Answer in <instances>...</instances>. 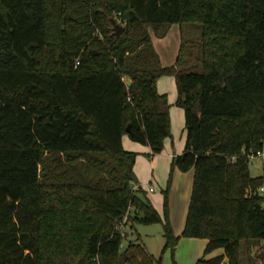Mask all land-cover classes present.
<instances>
[{"label": "trees", "instance_id": "trees-1", "mask_svg": "<svg viewBox=\"0 0 264 264\" xmlns=\"http://www.w3.org/2000/svg\"><path fill=\"white\" fill-rule=\"evenodd\" d=\"M174 23L181 52L164 66L151 29ZM186 23L202 27L200 71L182 65ZM164 75L187 133L170 182L194 170L182 236L207 238L205 254L225 249L205 264H240L243 242L264 241V176L248 162L264 150V0H0V264H162L116 232L129 208L131 229L160 223L163 252L175 251L169 185L161 214L135 189L137 153L123 146L128 135L163 150Z\"/></svg>", "mask_w": 264, "mask_h": 264}, {"label": "crops", "instance_id": "crops-1", "mask_svg": "<svg viewBox=\"0 0 264 264\" xmlns=\"http://www.w3.org/2000/svg\"><path fill=\"white\" fill-rule=\"evenodd\" d=\"M152 40L161 58L162 64L164 66L174 65L181 52V25L178 23L170 25L166 34L163 36H159L153 32ZM157 88L161 94H166L168 96L170 104L172 134L170 137H167L165 139L163 150L160 153L152 154V149L149 145L135 142L131 140L128 135H125L123 137V146L126 150L135 151L137 153L134 167L135 173L138 178L137 184H139L146 191L147 197L152 201L153 205L159 211L158 205H160L161 203L164 204V195L159 197L152 195L155 192L150 191V187H153V181H157L159 183L162 181V177H164L167 172L171 170L173 158L185 151L187 133L185 126V110L177 104L179 91L176 77L174 75L161 76L157 81ZM193 182V169L187 172L180 171L179 169L174 170V182L172 184V189L176 188L177 192L179 193L177 198H179V201H181V204L179 206L181 207V209L183 208V220L175 222L173 216V206L172 203H169V208L171 207L170 220L175 234L182 237L180 240H183V238H185L182 236V233L185 229L187 221V215L193 190ZM174 191L175 190H171V197ZM177 206H174V208ZM189 238V240H193L189 241L191 242L189 244L195 245L199 248V251L195 253L196 257H200L199 259L209 260L225 254L224 248H218L208 254H205V250L209 240L207 238ZM177 246L175 247V250L177 249ZM262 246H264L263 240L260 242L257 248ZM254 248L255 247L252 246V250H254ZM227 260L228 259L225 257L224 262H227Z\"/></svg>", "mask_w": 264, "mask_h": 264}, {"label": "rangeland", "instance_id": "rangeland-1", "mask_svg": "<svg viewBox=\"0 0 264 264\" xmlns=\"http://www.w3.org/2000/svg\"><path fill=\"white\" fill-rule=\"evenodd\" d=\"M184 37H185V46L182 52V65L185 66L188 61L194 62L197 66L198 64V55H199V44L201 39V24L199 23H186L184 25ZM153 33V29H151ZM187 68V67H186ZM190 70V69H189ZM194 71H200V66L195 67ZM180 134V131H179ZM249 165L251 169V174L253 176H264V161L260 157L249 158ZM171 170L167 172V174L162 177V183L153 181L154 194L157 197L164 195V190L169 185V203H172L173 206V216L175 222H179L183 220L182 210L179 206L181 201H179L178 192L175 189H172V184L174 182V172L172 175V180L170 182ZM171 190H175L173 192L172 197L170 196ZM178 204V206H177ZM264 204V198H263ZM159 206V211L164 213V205L161 203ZM174 206H177L174 208ZM171 208V207H170ZM169 208V209H170ZM128 239H137L139 236L141 237V241L144 242L148 251L156 257H159L161 254L163 255L162 264H204L201 262L200 257H196L195 253L199 251V248L195 245H191L189 241V237L183 238L180 240L175 251L171 249H167L163 252L165 246V237L163 234L162 224H154V225H141L136 224L134 229L129 228ZM140 234V235H138ZM138 235V236H137ZM182 238V237H181ZM180 238V239H181ZM186 239V240H185ZM195 241V240H194ZM261 242V241H260ZM260 242L249 243L243 242L240 250V264H264V246L258 247ZM249 244L251 248H249ZM252 246H254V250H252ZM73 261V264H79L78 261L71 258L70 262ZM72 264V262H71Z\"/></svg>", "mask_w": 264, "mask_h": 264}, {"label": "built area", "instance_id": "built-area-1", "mask_svg": "<svg viewBox=\"0 0 264 264\" xmlns=\"http://www.w3.org/2000/svg\"><path fill=\"white\" fill-rule=\"evenodd\" d=\"M254 157L255 158L256 157H260L264 161V150L263 151H258L256 154L250 155V158H254ZM139 187H141L139 184L135 185V189H138ZM258 190H259V193L264 198V184H262L259 187ZM150 191H154V188L150 187ZM132 210H133L132 208H129V210L126 212L123 220L116 225V232L120 233V235H122L123 237H128V235H129V230L128 229L130 228L131 224H130V222L128 220H129L130 212Z\"/></svg>", "mask_w": 264, "mask_h": 264}, {"label": "water", "instance_id": "water-1", "mask_svg": "<svg viewBox=\"0 0 264 264\" xmlns=\"http://www.w3.org/2000/svg\"><path fill=\"white\" fill-rule=\"evenodd\" d=\"M112 23H113V29H114V33L117 35V36H120L124 30H125V26L123 24H121L119 21H117L116 18H112L111 19ZM93 53H96V51H93ZM132 83V81L129 79L127 81V84L130 85ZM130 127H128V130H129ZM127 245L126 244H123L122 247H121V250H120V253H124L126 250H127ZM72 264H73V261H71Z\"/></svg>", "mask_w": 264, "mask_h": 264}]
</instances>
